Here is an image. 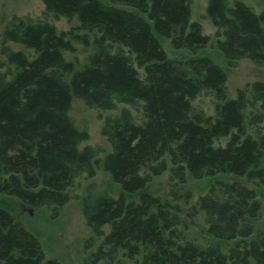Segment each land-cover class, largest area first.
Returning <instances> with one entry per match:
<instances>
[{
    "label": "trees",
    "instance_id": "1",
    "mask_svg": "<svg viewBox=\"0 0 264 264\" xmlns=\"http://www.w3.org/2000/svg\"><path fill=\"white\" fill-rule=\"evenodd\" d=\"M43 1L41 16L15 15L2 35L8 68L0 73V196L58 214L78 180L96 175L104 152L84 145L90 134L70 114L73 100L100 111L126 104L102 128L111 145L104 167L122 193L92 185L83 201L92 236L101 239L89 264H264L255 188L217 181L199 197L194 208L205 214L216 240L210 245L187 238L176 203L182 195L142 191L167 170L176 184L219 173L264 184V81L247 82L231 98L226 69L205 52L216 41L226 59L263 66L264 10L208 0L212 36L192 19V0ZM59 16L76 19L77 32L60 31L53 22ZM71 38L92 46L83 66L65 57L75 50ZM204 93L214 97L212 114L194 104ZM139 191V200L128 198ZM233 240L228 250L220 243ZM0 264L62 263L47 259L37 234L0 205Z\"/></svg>",
    "mask_w": 264,
    "mask_h": 264
},
{
    "label": "rangeland",
    "instance_id": "2",
    "mask_svg": "<svg viewBox=\"0 0 264 264\" xmlns=\"http://www.w3.org/2000/svg\"><path fill=\"white\" fill-rule=\"evenodd\" d=\"M244 1L251 5L257 12L264 10V0ZM207 5L208 0H192V19L202 24L205 34L213 36L216 28L210 17H208ZM44 7L43 0H0V73L5 72L8 68V65L4 64L6 63V57L1 51L2 35L8 21L15 15L41 16ZM53 22L60 31L66 32H77L74 27L79 24L76 19H69L66 16H59ZM71 39L72 44L75 45V50L66 51L65 57L75 61L78 66H83L88 56L93 52L92 46H85L83 43L74 40V38ZM216 43L215 41L214 46L208 47L205 52L216 58L226 69L228 73L227 87L229 97H235L237 95V89L245 86L249 81H264V65H257L248 58L230 61L221 54ZM8 45L15 50H26L20 43L9 42ZM164 46L171 54L175 53L169 41H164ZM27 50L28 52H32L30 49ZM11 67L13 68V66ZM214 101V97L211 94L204 93L194 104L197 108H201L208 114H212L214 111ZM125 106L128 105L120 104L117 109L100 111L87 106L79 98L73 100L70 114L75 119L77 125L82 129H87L90 134L89 140L84 145H100L103 147L104 152L99 155L100 164L97 166L96 175L93 177L83 176L78 180L77 184L70 190L74 197L62 207L58 214H54L52 209H34L27 204H23L14 196H0V205L9 208L37 234L44 247L47 259H57L62 264H89L90 254L99 246L101 239L92 236L91 229L84 217L83 201L92 185L103 186L114 195H120L122 193L121 186L112 180L110 173L104 167V158L111 150V145L103 135L102 128L107 116L118 114L120 112L119 110ZM133 110L139 116L140 113L136 109ZM227 142V137L221 139V144L225 145ZM262 165L264 166V159ZM170 173V170H167L154 177L142 191L150 192L170 200L173 199L171 196L173 189L177 194L182 195L180 196L178 194L180 198L176 200V203L182 207L183 224L181 226L188 239L201 245H210L216 242L208 233L204 212L196 210L194 206L199 197L206 194L211 184L217 181L232 182L238 180L257 190L259 198L263 203V211L257 222L255 236L264 233V184L248 182L244 177H238L230 173H219L201 180H189L184 184H176L171 182ZM142 191L130 194L128 198L137 201ZM187 195L189 196L188 200L183 198ZM105 229L107 233L111 230L109 226H106ZM220 243L224 249L228 250L236 243V240L229 242L220 241Z\"/></svg>",
    "mask_w": 264,
    "mask_h": 264
}]
</instances>
